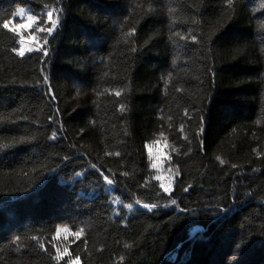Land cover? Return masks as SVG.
Here are the masks:
<instances>
[{"label":"trees","instance_id":"16d2710c","mask_svg":"<svg viewBox=\"0 0 264 264\" xmlns=\"http://www.w3.org/2000/svg\"><path fill=\"white\" fill-rule=\"evenodd\" d=\"M73 261L264 264V0H0V264Z\"/></svg>","mask_w":264,"mask_h":264},{"label":"snow or ice","instance_id":"6c2138e0","mask_svg":"<svg viewBox=\"0 0 264 264\" xmlns=\"http://www.w3.org/2000/svg\"><path fill=\"white\" fill-rule=\"evenodd\" d=\"M230 3H231V0H230ZM33 19H34V18H33L32 16H28V18H27L28 23H21V24H19V25H16L15 28L23 29V28H26V27H30L31 22L33 21ZM49 19L51 20V13H49ZM51 22H52V28H49V29H48V32H49V33L52 32L53 28L56 27V23H57L55 20H52ZM8 27H9V24H8V23H5V24H4V28L7 29ZM13 30H15V29H13ZM192 39L195 40L196 37L193 36ZM14 51H15V49H14ZM28 51H31V49H28ZM19 55H20V56H24V55H25V50H24L23 48H21V49L19 50ZM117 94H119V93H117ZM64 159L69 160L70 158H69V157H65ZM91 167H92L93 169H95V168H96V165H95V164H92ZM75 174H76L77 176L81 175V173H79V172H77V173H75ZM103 179H104L105 181H107V183H108L109 185H111V184L113 183V181H112L111 179H109L108 176H103ZM165 191H167V189H165ZM185 191H187V189H185ZM171 203H172L173 205H175V204H176V201H175V200H172ZM127 207H128V208H131L132 205L129 204V205H127ZM143 208H145V209H147V210H149V211H152L154 208H156V205H155V204H151V205H150V204H144V205H143ZM77 235H79V233H77ZM77 260H78V258H77ZM72 264H77V261H73Z\"/></svg>","mask_w":264,"mask_h":264},{"label":"rangeland","instance_id":"374dc122","mask_svg":"<svg viewBox=\"0 0 264 264\" xmlns=\"http://www.w3.org/2000/svg\"><path fill=\"white\" fill-rule=\"evenodd\" d=\"M24 10H26V9H21V10H19L18 12H21V11H24ZM18 12H17V13H18ZM27 18H28V16L26 15V18H25V20H24V21H25L24 23H26V22L28 23ZM31 23H32V22H31ZM27 41H28V42H31L30 40H27ZM158 168H159V170H160L161 165H160V166L158 165Z\"/></svg>","mask_w":264,"mask_h":264}]
</instances>
